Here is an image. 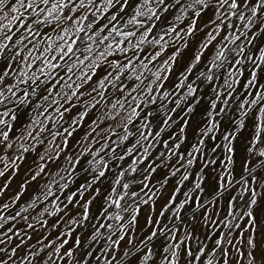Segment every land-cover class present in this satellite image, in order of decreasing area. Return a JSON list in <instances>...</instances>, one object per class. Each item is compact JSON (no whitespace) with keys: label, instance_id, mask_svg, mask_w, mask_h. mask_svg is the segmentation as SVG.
I'll return each instance as SVG.
<instances>
[{"label":"snow or ice","instance_id":"6c2138e0","mask_svg":"<svg viewBox=\"0 0 264 264\" xmlns=\"http://www.w3.org/2000/svg\"><path fill=\"white\" fill-rule=\"evenodd\" d=\"M0 264H264V0H0Z\"/></svg>","mask_w":264,"mask_h":264}]
</instances>
